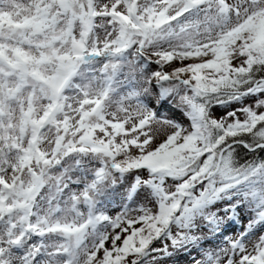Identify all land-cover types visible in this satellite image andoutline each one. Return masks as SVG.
Instances as JSON below:
<instances>
[{
  "label": "snow or ice",
  "instance_id": "snow-or-ice-1",
  "mask_svg": "<svg viewBox=\"0 0 264 264\" xmlns=\"http://www.w3.org/2000/svg\"><path fill=\"white\" fill-rule=\"evenodd\" d=\"M0 264H264V0H0Z\"/></svg>",
  "mask_w": 264,
  "mask_h": 264
}]
</instances>
